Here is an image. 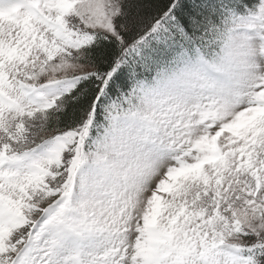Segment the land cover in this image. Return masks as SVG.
Returning <instances> with one entry per match:
<instances>
[{
    "label": "rangeland",
    "instance_id": "rangeland-1",
    "mask_svg": "<svg viewBox=\"0 0 264 264\" xmlns=\"http://www.w3.org/2000/svg\"><path fill=\"white\" fill-rule=\"evenodd\" d=\"M119 2L0 0V64L13 53L27 71L24 90L0 74V264H244L222 248L264 234V0L231 17L222 55L156 70L98 123L42 132L40 109L90 70L89 31L116 34Z\"/></svg>",
    "mask_w": 264,
    "mask_h": 264
},
{
    "label": "trees",
    "instance_id": "trees-1",
    "mask_svg": "<svg viewBox=\"0 0 264 264\" xmlns=\"http://www.w3.org/2000/svg\"><path fill=\"white\" fill-rule=\"evenodd\" d=\"M260 2L120 0L119 10L113 19L116 34L89 31V38L81 45L77 61L88 65L90 70L61 93L50 108L40 109L43 115L41 131L75 129L89 116L92 121L100 122L106 104L119 99L135 81L150 80L156 70H165L181 59H194L198 55L209 60L221 55L224 47L222 41L228 27L233 24L231 21L251 13ZM49 52L47 46L45 51L35 55L36 60L43 63L50 57ZM12 58L13 53L9 55L8 63L0 64V74L11 83L16 78V81L27 79L26 63L20 61L22 71H14L10 64ZM170 193L166 191L164 196ZM159 208L160 214L164 205ZM31 221L28 218L26 225ZM156 234L160 235L159 232ZM243 236L247 238L243 245L232 251L224 247L223 255L233 252L244 264H264V234L247 232Z\"/></svg>",
    "mask_w": 264,
    "mask_h": 264
}]
</instances>
